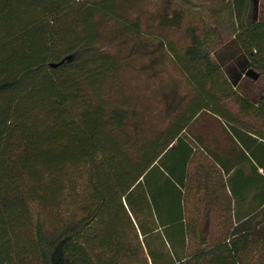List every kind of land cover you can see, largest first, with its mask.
I'll return each mask as SVG.
<instances>
[{"label": "trees", "instance_id": "trees-1", "mask_svg": "<svg viewBox=\"0 0 264 264\" xmlns=\"http://www.w3.org/2000/svg\"><path fill=\"white\" fill-rule=\"evenodd\" d=\"M255 1L0 0V264H264ZM208 112L241 167L193 134Z\"/></svg>", "mask_w": 264, "mask_h": 264}, {"label": "crops", "instance_id": "crops-1", "mask_svg": "<svg viewBox=\"0 0 264 264\" xmlns=\"http://www.w3.org/2000/svg\"><path fill=\"white\" fill-rule=\"evenodd\" d=\"M246 73V72H245ZM246 75V74H245ZM244 73L239 77L237 80L238 85L243 80ZM252 78V77H251ZM260 78V76H259ZM254 79L253 80H259ZM264 95L263 93L260 94V96ZM259 96V97H260ZM254 97L256 100L259 99ZM219 117L217 115H213L210 112L208 113H201L196 121L194 122V125L192 127L193 134L197 135L201 141H204L208 148L213 153L222 154L226 157V167H229V169H234L235 167H241V158L240 154L242 152L240 147H234L229 146L228 140L231 139L230 130L227 128V126L218 119ZM245 168V166L243 165ZM259 170L262 172L263 169L260 167ZM246 183L239 182L238 191L241 193L242 186L245 190ZM212 188V186H211ZM215 192H212L210 190L209 192V200H211V197L215 196V202H218L217 206H214V214H210L211 216L215 217H221L223 216L221 211L223 210V207L220 206L221 202L232 200V192L229 187L223 188L222 192L219 191L218 185H214ZM232 202V201H231ZM232 208L234 207V203L231 204ZM230 206V207H231ZM216 209V210H215ZM220 212V213H219ZM246 212V206L244 205L243 208H239V215L242 216L243 213Z\"/></svg>", "mask_w": 264, "mask_h": 264}, {"label": "rangeland", "instance_id": "rangeland-1", "mask_svg": "<svg viewBox=\"0 0 264 264\" xmlns=\"http://www.w3.org/2000/svg\"><path fill=\"white\" fill-rule=\"evenodd\" d=\"M254 5H255V10L253 11L254 16L264 19V0H256ZM151 7H152V4H151ZM188 7L191 10L192 15H194V18H197V19L202 18L208 23L211 22L212 20L210 16L211 12L205 6L201 4L191 3L189 4ZM191 13L189 15H191ZM166 67H167V74L171 73V74L177 75L176 72L172 69L170 64L166 65ZM238 88L241 92L248 94L251 98H254V97L258 98L261 93L264 94V78H261L260 80H252L251 78L246 76L244 73L243 80L239 84ZM33 210H34V215H36L35 212L37 211V208L34 207Z\"/></svg>", "mask_w": 264, "mask_h": 264}, {"label": "water", "instance_id": "water-1", "mask_svg": "<svg viewBox=\"0 0 264 264\" xmlns=\"http://www.w3.org/2000/svg\"><path fill=\"white\" fill-rule=\"evenodd\" d=\"M52 65H56V64H52ZM245 74L250 76V77H252V78H254V79H258L259 76H260L259 73H257L256 71H254L252 69L247 70Z\"/></svg>", "mask_w": 264, "mask_h": 264}]
</instances>
